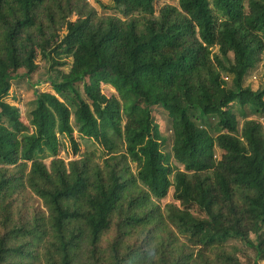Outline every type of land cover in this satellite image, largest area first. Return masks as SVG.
I'll use <instances>...</instances> for the list:
<instances>
[{
    "label": "trees",
    "instance_id": "trees-1",
    "mask_svg": "<svg viewBox=\"0 0 264 264\" xmlns=\"http://www.w3.org/2000/svg\"><path fill=\"white\" fill-rule=\"evenodd\" d=\"M110 1L115 15L0 0V264H244L231 242L258 264L264 126L249 118L264 88L243 83L262 61L264 0ZM38 60L69 68L25 119L5 99Z\"/></svg>",
    "mask_w": 264,
    "mask_h": 264
},
{
    "label": "rangeland",
    "instance_id": "rangeland-1",
    "mask_svg": "<svg viewBox=\"0 0 264 264\" xmlns=\"http://www.w3.org/2000/svg\"><path fill=\"white\" fill-rule=\"evenodd\" d=\"M89 4L95 8L98 14H106V15H115L116 12L112 9L113 4L110 0H87ZM177 5V0H155V5L157 10L163 5ZM70 64V59H67ZM38 70L36 73L32 74L29 78L24 76V71H21L14 80L11 81V89L9 90L8 97L5 101L11 105L17 106L21 109V116L25 117L26 115L34 108L33 100H34V91L40 92H52L50 85L48 83V78L55 76L56 72L61 70L63 72H67L69 65L66 67H59L58 69H54L50 71L49 64L44 60H38ZM264 53L262 55V61L256 65L249 73L247 74L243 86L250 88L255 93L261 91L264 88ZM102 92L107 94L108 96L115 93V91L108 85L102 86ZM233 112L237 115V120L239 124V128L241 127L243 121L240 114V108L237 105H233ZM246 113L249 112L248 107L243 108ZM153 116L155 118L156 124L161 128L162 137L165 139V147L164 150L167 153H170L172 146V132L171 125L167 116V113L164 112L160 107H156L153 109ZM251 120H255L261 123L264 126V116L260 115H251ZM212 125L217 123V119L208 118L207 119ZM211 132V131H210ZM212 133V132H211ZM213 134V133H212ZM214 135V134H213ZM122 143V142H121ZM85 142L81 141L80 147L81 150L86 149ZM91 144L87 147V150L92 149ZM66 154H71V149L67 146L65 152H62L61 156L67 158ZM220 151L218 149L215 150L216 158L220 157ZM172 200L171 192L168 197L162 201V203H168ZM238 246L241 254H242V263L248 264L249 262L255 259V255L250 248L241 244L240 242H231ZM258 264H264V260L259 261Z\"/></svg>",
    "mask_w": 264,
    "mask_h": 264
}]
</instances>
